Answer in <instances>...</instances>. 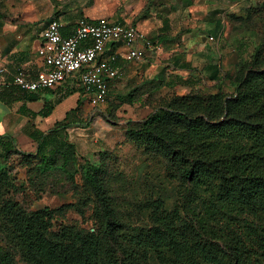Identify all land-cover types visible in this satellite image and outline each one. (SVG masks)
Wrapping results in <instances>:
<instances>
[{
    "label": "trees",
    "instance_id": "trees-1",
    "mask_svg": "<svg viewBox=\"0 0 264 264\" xmlns=\"http://www.w3.org/2000/svg\"><path fill=\"white\" fill-rule=\"evenodd\" d=\"M81 1L53 0L52 19L61 20L62 14L81 8ZM186 1L187 6L193 3ZM5 24V16L0 13V29ZM64 25V36L69 35L73 24ZM220 31L217 27L214 33L219 35ZM262 46L256 44L248 57H240L234 74H221L219 66L209 65L206 72L210 71V80L215 81L214 94L205 99L191 93L183 95L151 113L141 128L128 130L133 140L146 142L177 166L178 176L186 184L182 206L192 209L195 221L188 215L182 218L178 211L168 212L163 208L164 200L157 199L152 205L156 227L149 233L140 228L135 229L136 234L126 232L101 178L103 158L95 161L84 157L69 140L68 127L87 122L80 117L81 101L48 134L34 136L38 142L36 154L21 152L11 137H0V222L9 227L10 241L25 264H264ZM183 64L185 69L196 71L190 63ZM19 69L15 66L6 83L0 84V102H34L41 98L39 92L21 90L12 82V75ZM159 78L160 74L156 80ZM177 79L182 86L190 84L189 77ZM67 83L77 84L83 94L77 80L68 79ZM195 107L200 110L191 113ZM53 108L52 104L46 105L43 114L48 115ZM15 153L23 156L28 181L36 188L45 179L44 189L54 185L51 177L60 176L58 171L72 185L77 179L88 184L103 210L98 231L85 232L70 226L52 232L51 219L60 209L45 206L25 211L12 194L18 188L11 175ZM189 222L198 240L181 233L179 225ZM0 264L21 263L0 246Z\"/></svg>",
    "mask_w": 264,
    "mask_h": 264
},
{
    "label": "rangeland",
    "instance_id": "rangeland-1",
    "mask_svg": "<svg viewBox=\"0 0 264 264\" xmlns=\"http://www.w3.org/2000/svg\"><path fill=\"white\" fill-rule=\"evenodd\" d=\"M186 2L82 0L81 8L61 16L63 21L106 16L113 18L112 21L135 24L147 35L159 32L173 39L196 37L194 42L187 39L174 46L157 45L143 61L121 63L124 76L111 84L105 102L94 106L85 97L82 117L90 128L86 132L80 129L71 132L74 139L85 138L79 140V152L95 161L103 158L101 178L111 206L128 234H136V228L149 233L156 227L152 205L157 199L164 200L163 208L168 212L178 211L182 218L188 215L193 220L196 217L191 208L182 206L186 184L179 178L177 166L162 153L154 152L146 142L133 140L128 133L130 127L141 128L151 113L183 95L191 93L205 99L214 94L215 81L210 80L211 72H206L211 64L219 66L221 74H234L240 57H248L256 44L263 45L264 64V0H193L188 6ZM0 13L5 16L4 27L14 29L12 45L33 53L40 32L55 16V8L53 0H0ZM217 27H221L220 36L214 33ZM1 32L2 29L0 43L4 40ZM185 61L196 71L185 69ZM16 66L29 71L24 64ZM159 74L161 78L156 80ZM177 76L189 77L190 84L182 86ZM161 83L164 85L160 86ZM199 110L195 107L191 113ZM13 160L11 175L18 188L12 194L25 211H38L45 206L60 209L51 219L52 232L70 226L85 232L98 231L103 210L88 184L77 179V184L72 185L61 177L64 175L60 171L57 172L60 176L51 177L55 184L45 189L46 179L39 188L28 180L21 184L19 180L23 179L25 170ZM179 227L184 236L199 239L190 222ZM9 231L0 222V246L25 264L10 241ZM214 240L222 243L221 239Z\"/></svg>",
    "mask_w": 264,
    "mask_h": 264
},
{
    "label": "built area",
    "instance_id": "built-area-1",
    "mask_svg": "<svg viewBox=\"0 0 264 264\" xmlns=\"http://www.w3.org/2000/svg\"><path fill=\"white\" fill-rule=\"evenodd\" d=\"M64 23L52 19L42 31L37 49L46 70L32 78L24 69L12 75L20 89L37 92L54 88L68 79H77L83 94L94 105L105 102L111 84L124 76V61H143L155 42L132 23H116L105 18H80L69 35ZM9 70L0 65V84L6 83Z\"/></svg>",
    "mask_w": 264,
    "mask_h": 264
},
{
    "label": "crops",
    "instance_id": "crops-1",
    "mask_svg": "<svg viewBox=\"0 0 264 264\" xmlns=\"http://www.w3.org/2000/svg\"><path fill=\"white\" fill-rule=\"evenodd\" d=\"M91 19L105 18L111 22L123 23L121 21H112L113 18L106 16H96L88 17ZM61 19V18H60ZM80 19V18H79ZM78 19V20H79ZM112 19V20H111ZM71 19L61 21L65 23L73 24L75 27L77 21ZM50 22V21H49ZM48 22V23H49ZM48 25V24H47ZM46 25V26H47ZM43 28V30L46 28ZM72 27V29H73ZM71 29V31H72ZM42 30V31H43ZM3 39L0 43V65H4L9 70L6 79H8L9 74L12 73L16 65L24 64L27 69L26 71L32 78H37L40 73L46 70V66L43 60L39 57L37 49L42 42L41 33L39 34V39L35 43V50L33 53H27L26 51L19 49L16 46H13L12 35L14 29L10 27L2 28ZM71 33V32H70ZM150 38L162 46H174L175 44L184 43L187 39H191V42L196 40V37H182V38H170L161 34L159 32H152ZM213 36V35H211ZM152 52L148 53L146 58L150 56ZM33 54V55H32ZM145 58V59H146ZM150 60V59H149ZM125 62V61H124ZM123 62V63H124ZM186 62V61H185ZM184 63V62H183ZM187 63H190L187 61ZM191 64V63H190ZM77 80V79H73ZM78 81V80H77ZM67 82V80H66ZM61 84L54 88H45L37 91L41 98L38 101H26V100H17L9 103L0 102V137L12 138L16 144L17 149L21 152L36 154L38 148V142L35 140L34 136H39L40 134H48L55 126L56 123L62 122L67 115V112L71 109H76L81 101L80 108H84L85 96L81 93V90L78 89L77 84ZM79 84V81H78ZM80 85V84H79ZM74 86V90L73 87ZM22 90V89H21ZM72 90V91H71ZM52 104L54 106L53 110L50 111L48 115H44L43 111L46 105ZM81 119L83 118L80 116ZM87 117V116H86ZM90 128V125L87 123L81 124L80 122L68 127L67 133L69 135V140L74 142L79 147V140H84L85 138L74 139L71 134L72 130H82L87 131ZM79 151V150H78ZM81 153V152H80ZM82 154V153H81ZM84 157H89L88 155L82 154ZM14 163L25 170L23 179L19 180L21 184H25V181L28 180L27 175V166L23 163V156L21 154H13Z\"/></svg>",
    "mask_w": 264,
    "mask_h": 264
}]
</instances>
